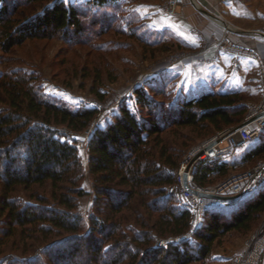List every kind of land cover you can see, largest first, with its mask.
<instances>
[{
    "label": "trees",
    "instance_id": "16d2710c",
    "mask_svg": "<svg viewBox=\"0 0 264 264\" xmlns=\"http://www.w3.org/2000/svg\"><path fill=\"white\" fill-rule=\"evenodd\" d=\"M0 1L4 52L56 35L70 41L85 29V11L63 0ZM117 1L88 4L98 9ZM151 34L153 42L160 40ZM246 88H213L159 114L137 87L139 113L121 106L92 129L85 170L75 141L62 139L58 127L87 130L96 108L46 98L24 72L0 75V264H192L227 233L251 231L264 214V185L234 206L206 211L188 238L154 244L155 237L191 230L190 212L168 187L192 144L246 118ZM249 146L240 161L264 158V130ZM233 160L201 165L196 181L227 175ZM86 175L93 196L87 216L77 211Z\"/></svg>",
    "mask_w": 264,
    "mask_h": 264
},
{
    "label": "rangeland",
    "instance_id": "374dc122",
    "mask_svg": "<svg viewBox=\"0 0 264 264\" xmlns=\"http://www.w3.org/2000/svg\"><path fill=\"white\" fill-rule=\"evenodd\" d=\"M63 1L85 11L82 16L85 21L84 31L70 41L56 35L27 41L8 52H4L0 46V75L24 72L46 98L56 99L70 108H96L97 113L87 130L74 132L64 126L58 127L65 135H62V139L75 141L86 170V145L92 129L102 127L112 120L121 106L139 113L140 106L135 102L137 87H141L156 103L154 111L159 114L177 106L182 99L189 98L185 87L192 81L191 75L197 72L195 64L198 60H210V50L207 45H187L182 39L180 31L185 30L182 23L186 6L183 0H118L116 5H105L98 9L90 8V0ZM252 2L253 5L263 4L256 0ZM171 3L172 9L169 8ZM189 3L193 8L194 0H189ZM193 9L197 10L195 6ZM212 16L217 18L214 20L228 22L225 17ZM195 26L191 27L193 33L199 31ZM237 26H242L251 33H263L264 19ZM233 28L240 29L235 26ZM152 32L159 33V41L153 42ZM211 39L208 44L218 43L217 39ZM217 47L229 51H247L229 41L214 46ZM250 52L253 51L249 50L247 53ZM254 55L253 53L251 56L258 61L256 72L248 76L240 87L247 86L245 92L249 96L248 112L264 99V66L260 57ZM181 83L186 84L183 86ZM93 89L103 97L99 98L92 92ZM212 137L192 144L182 160L192 148ZM258 140L259 138L253 143ZM250 147L248 145L238 149L229 156L228 159L235 160L228 168L227 175L214 176L211 173L203 185H216L235 173L246 171L259 160L264 161V158L254 164L240 161L239 158ZM81 185L85 193L79 198L77 211L87 216L93 211L92 182L87 175ZM263 223L264 214L251 231L227 233L213 244L206 259L192 264H236L234 259L247 250L250 239ZM185 238L188 237H155L154 244L156 246L158 239L177 243ZM257 241L256 246L263 245L264 232ZM256 258L257 260L251 258L244 264H264V255Z\"/></svg>",
    "mask_w": 264,
    "mask_h": 264
},
{
    "label": "crops",
    "instance_id": "0c3cea01",
    "mask_svg": "<svg viewBox=\"0 0 264 264\" xmlns=\"http://www.w3.org/2000/svg\"><path fill=\"white\" fill-rule=\"evenodd\" d=\"M183 1L186 5L182 23L185 30L180 31V35L187 45H207L210 50L208 55L211 58L210 60H198L195 64L197 72L191 75L192 81L185 87L187 96L192 98L222 86L240 88L243 81L256 72L255 67L258 65V61L251 56L253 53L254 56L260 57L261 64L264 66V32L251 33L237 25L264 19V0H256L259 4L263 3L261 5H253L252 0H194L197 10L193 9L194 6L192 8L189 0ZM210 15L225 17L228 22L214 20L210 18ZM193 26L199 31L193 33L191 31ZM200 31L202 33H199ZM210 39H217L218 43L215 44L212 41L213 44H208ZM224 41H229L242 49L246 48L247 51L214 48L215 45H220ZM249 50L253 51L250 52L251 54L249 53L250 55L247 53ZM185 78L187 79L186 76ZM181 84L185 86L186 83ZM228 158L229 156L225 157L219 163L230 162L231 159Z\"/></svg>",
    "mask_w": 264,
    "mask_h": 264
},
{
    "label": "built area",
    "instance_id": "2783aa9c",
    "mask_svg": "<svg viewBox=\"0 0 264 264\" xmlns=\"http://www.w3.org/2000/svg\"><path fill=\"white\" fill-rule=\"evenodd\" d=\"M171 5L172 3L169 5L170 9H172ZM262 110H264V99L251 108L247 117ZM263 130L264 116H261L227 135L222 140L209 145L222 131L217 133L208 141L192 148L184 156L177 169L176 183L170 185L168 189L174 193L178 205L187 209L191 214V230L184 234L185 237H188L190 232L202 223L206 211L215 210L223 206H234L244 197L264 185L263 160H259L246 171L235 173L213 186L201 185L195 179L201 165L219 163L234 151L245 148L248 144L256 141ZM184 178L188 187L184 186ZM200 193H210L220 197H205L201 196ZM262 232H264V223L250 239L247 250L234 259L236 264H244L251 258L257 260L256 257L264 255V242L263 245L256 246V243L259 242L257 239ZM165 243V240L158 239L156 246H163Z\"/></svg>",
    "mask_w": 264,
    "mask_h": 264
},
{
    "label": "water",
    "instance_id": "95a60500",
    "mask_svg": "<svg viewBox=\"0 0 264 264\" xmlns=\"http://www.w3.org/2000/svg\"><path fill=\"white\" fill-rule=\"evenodd\" d=\"M210 16H211L212 19L216 18V17H214L212 15H210ZM218 20H220V19H218ZM221 22H222V20H221ZM261 116H264V110H262L260 112H257L256 114H253V115H250V116L246 117L242 122H240L239 124H237V125H235L233 127H230L228 129L223 130L222 133L216 139H214L213 141H211L209 143V145H211L213 143H216V142L222 140L227 135L233 133L234 131L238 130L242 126H245V125L251 123L252 121L258 119ZM184 186L188 187L185 178H184ZM200 195L201 196H205V197H216V198H219L220 197L219 195H214V194H210V193H200Z\"/></svg>",
    "mask_w": 264,
    "mask_h": 264
},
{
    "label": "bare ground",
    "instance_id": "6f19581e",
    "mask_svg": "<svg viewBox=\"0 0 264 264\" xmlns=\"http://www.w3.org/2000/svg\"><path fill=\"white\" fill-rule=\"evenodd\" d=\"M225 24V23H224ZM226 27H228L226 24H225Z\"/></svg>",
    "mask_w": 264,
    "mask_h": 264
}]
</instances>
